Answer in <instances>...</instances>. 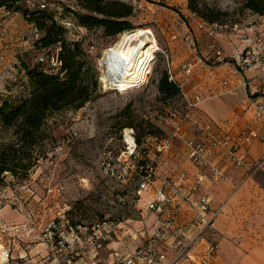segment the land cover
<instances>
[{
	"label": "rangeland",
	"instance_id": "374dc122",
	"mask_svg": "<svg viewBox=\"0 0 264 264\" xmlns=\"http://www.w3.org/2000/svg\"><path fill=\"white\" fill-rule=\"evenodd\" d=\"M125 1L135 7L133 20L137 26L149 28L154 32L159 49L154 53L149 71L141 78L144 81L136 86L130 84L121 89L120 87L124 86L122 82L103 79L107 74V68L103 64L105 51L118 40L113 44L111 38L102 37L100 32L90 34L86 46L99 70L100 88L97 97L79 109L64 110L49 118L46 127L55 139L48 140L46 156L39 159L27 179L19 181L10 174L0 179V225L6 221L8 225L3 228H10L6 235L0 226V250L2 245L10 244L11 256L15 250L18 251L16 248H25L26 241L33 239L32 236L39 232V229L42 231V222L51 216L48 208L53 202L65 204L68 209L71 208L74 220H84L85 223H100L104 220L115 223L141 218V210L137 206L139 198L136 195L138 184L142 175L149 171L153 173L152 183L156 180V166L159 160L156 146L169 131L164 116L175 102L182 106L177 96L163 98L158 89L159 80L169 62L173 72L180 73L182 64L195 57L182 38L184 34L189 31L199 34L197 56L202 59L200 65L205 63L212 69L220 65L213 64L214 51L209 47L214 38L196 29V19H200L191 15L187 0ZM207 2L228 13L221 23L222 33L235 36V39H229L232 43L234 40L240 42L237 37L239 34L254 35L264 29V15L246 9V0ZM7 12L16 13L0 9V54L3 55V58H0V69H3L0 72V93L15 95L22 92V85L26 81L25 74L19 68V56L30 49L33 37L36 38V27L18 13L19 31L15 33L11 25H1L9 14ZM71 23L72 25H69ZM66 24L69 27V37L79 34L73 22ZM174 34L179 35L173 38ZM219 39L220 36L216 43L220 45L226 54L225 59L228 60V54L230 56L235 52L237 45L234 43V49L230 51ZM201 67L205 68L204 65ZM219 71L215 69L216 74H219ZM219 86L222 87V84ZM129 120L134 124L125 126ZM147 124L157 126V134L142 135L141 128H145ZM130 127L135 130V139L141 135V143L136 140L135 157L128 161L132 166L133 176L130 175L131 170L125 180H117L106 172V165L110 162L116 163L121 169L124 166L117 158L127 150L128 143L124 132ZM126 138L133 144L129 136ZM8 139L7 132L0 128V141ZM136 165L142 166V172L136 169ZM21 215L31 218L29 222L32 226L26 230L28 235L23 231L24 227L13 228L16 225L10 224L14 220L18 222L17 218ZM7 241L10 243L6 244ZM38 248L46 254L43 246ZM11 262L14 264L13 257Z\"/></svg>",
	"mask_w": 264,
	"mask_h": 264
},
{
	"label": "crops",
	"instance_id": "0c3cea01",
	"mask_svg": "<svg viewBox=\"0 0 264 264\" xmlns=\"http://www.w3.org/2000/svg\"><path fill=\"white\" fill-rule=\"evenodd\" d=\"M7 13L9 14L1 25L4 27L11 25L16 33L19 31V14ZM197 21L196 19V23ZM27 25L30 26L29 23ZM234 37L223 33L219 40L231 51L234 49V43L237 46L240 44L239 41L234 40V43L229 41L235 39ZM236 52L237 48L235 52H230V56L228 54L230 64L227 67L222 64L216 67L218 71L220 70L219 74L215 73L216 68L212 69L204 63L205 68L201 67L200 73H196L191 81L185 84V88L190 95L199 92L204 96V100L195 109L196 114L203 122L215 125L220 135L237 138L246 129L258 130L263 135V139H253L242 146L241 152L245 153L246 160L252 163L264 155V117H254V104L249 95L258 90L264 92V85L261 83L264 76L260 65L251 67L239 65ZM193 62L199 64L202 59L196 57ZM2 70L0 69V72ZM174 74L179 81L183 79V70ZM243 79L249 81L248 88L240 85ZM216 87H219L218 90H214ZM183 128L187 137L200 139L203 136L200 130L189 124ZM158 158L156 180L149 189L138 196L137 206L141 210V218L120 222L117 232L110 233L104 241L101 255L111 261L112 250L118 248L124 242L123 239L138 246L144 244L152 232L161 228L159 219L163 214L149 210L148 202L160 188L164 177H169L173 185L188 188L195 183L196 174L204 173V180L199 183L197 190L191 193V200L207 196L205 215L207 220L212 221V225L205 230L203 236L197 238V242L193 241L200 230L196 223L197 208L191 202L176 200L169 204L167 210L168 214L174 215L181 224L189 228V233L182 239V244L185 248H193L191 254L194 261L190 264H264V167L252 169L234 166L226 151L219 148L215 164L226 177L210 175L209 168H199L187 156L183 142L178 138L173 139L171 148L159 153ZM183 172H186L188 177L181 181L179 175ZM30 220V216L26 218L21 215L17 218L18 222L14 220L10 224L16 225L13 228L24 227L23 231L28 235L26 230L32 226ZM43 223L46 221L43 220L42 226ZM7 225L8 222L4 221L0 225L1 229ZM9 229L7 228L4 234L8 233ZM39 232L32 236L33 239L26 241L25 248H16L18 251L15 250L12 256L14 264H38L41 256L45 255L38 246H43L46 251V245L38 241ZM165 235L170 243H178V238L169 231H166ZM213 243L217 244V250L212 256L207 257L206 250ZM160 248L168 247L160 243Z\"/></svg>",
	"mask_w": 264,
	"mask_h": 264
},
{
	"label": "built area",
	"instance_id": "2783aa9c",
	"mask_svg": "<svg viewBox=\"0 0 264 264\" xmlns=\"http://www.w3.org/2000/svg\"><path fill=\"white\" fill-rule=\"evenodd\" d=\"M33 1L28 0L29 3ZM191 15L195 16L192 12ZM69 25H72V23ZM197 28L204 34L214 38L210 44L211 49L214 51L213 64L229 65V61L225 59L226 54L222 51L220 45L216 43L217 38L223 34V25L219 22H209L200 19L197 21ZM178 35L174 34L173 38ZM38 36V30L35 29V37L37 38ZM72 36L75 39L80 38V34ZM199 37V34L190 31L186 32L182 37L187 48L195 57L189 62L182 64L183 79L181 81L176 78L170 62L168 63L169 79L177 80L181 86L180 103H182V106L175 102L176 104L170 106L167 110L164 120L169 125V131L157 144L156 151L157 153L168 151L172 146L173 139L178 138L182 140L183 149L187 156L199 168H209L210 175L221 178L226 176L215 164V156L219 148L226 151L229 160L234 166L252 169L262 168L264 167V155L251 163L246 160L245 153L241 152L244 143L253 139H263V135L258 130L246 129L237 138H233L230 135H220L215 125L203 122L196 114L195 109L204 100V96L199 92L190 95L185 88V84L190 82L196 73H200V68L203 65L193 62V59L198 57ZM237 37L240 38V44L237 46L236 52L239 65L243 67L260 65L264 76V29L257 31L254 35L239 34ZM40 53L39 59L41 61L49 62L54 71L61 72V75L65 74L66 70L63 68L61 47L59 45L42 49ZM0 58L2 59L3 55L0 54ZM224 83L227 84V81ZM261 83L264 85V80ZM249 84L247 79H243L240 85L248 88ZM249 97L254 104V117H264V92L258 90L253 95H249ZM188 124L200 130L203 133L202 138L187 137L184 134L183 127ZM127 130L133 138V144H130L126 139ZM124 136L128 143L127 150H124L117 158V161L124 163V166L121 169L116 163L111 164L110 162L106 165V172L117 180H125L129 172H131L132 166L128 164V161L130 158L135 157L134 153L137 147L133 127L126 128ZM112 162L114 161L112 160ZM130 175L133 176V170ZM152 176L153 173L151 171L142 175L136 190L137 196H140L151 187ZM187 177L188 174L186 172L179 175L181 181L186 180ZM204 177V173L196 174L195 183L188 188L173 185L169 177H164L161 180L160 188L148 202L149 210L163 214L162 218L159 219L161 228L152 232L146 242L138 246H135L131 241L126 242L123 239L122 241L124 242L118 248L112 250L110 254L112 256L111 261L102 256L101 251L104 241L110 233L117 232V226L120 222L114 223L104 220L91 227L76 226L70 221L67 213L68 207L60 202H53L48 208L51 216L38 236V240L46 245V254L41 256L38 264H190L194 261L191 254L193 248H185L182 244V239L188 235L189 228L181 224L174 215L168 214L167 210L169 204L176 200L186 203L191 202L197 208L196 223L200 230L193 238V241L197 242V238L203 236L205 230L212 225V221L207 220L205 215L207 196L191 200V193L197 190L199 183L204 180ZM3 231H7V228H3ZM166 231L176 236L179 240L178 243H170L165 235ZM160 243L165 244L168 248H160ZM2 246L0 252L6 255V260H0V264H13L11 262L10 244ZM216 250L217 244H211L206 250L207 257L212 256Z\"/></svg>",
	"mask_w": 264,
	"mask_h": 264
},
{
	"label": "trees",
	"instance_id": "16d2710c",
	"mask_svg": "<svg viewBox=\"0 0 264 264\" xmlns=\"http://www.w3.org/2000/svg\"><path fill=\"white\" fill-rule=\"evenodd\" d=\"M69 1L34 0L29 4L28 0H0V9L20 13L39 33L30 49L19 56V68L26 77L22 92L0 93V128L9 135L8 140L0 141V179L6 174L19 181L27 179L39 159L46 156L48 140L55 139L46 127L49 118L64 110L79 109L97 97L99 70L86 46L90 34L100 32L114 44L122 33L139 28L133 20L135 7L125 0ZM187 5L196 18L209 22L223 23L228 14L207 0H187ZM245 8L264 15V0H246ZM67 22H73L80 38L69 37ZM54 45L61 47L64 75L39 59L42 49ZM158 89L163 98L177 96L180 100V83L169 79L168 67ZM128 124L134 122L129 120L125 126ZM141 129L142 135L157 134L154 124ZM136 140L141 143V135ZM136 169L142 172L141 166L136 165ZM67 213L73 225L99 224L74 220L71 208Z\"/></svg>",
	"mask_w": 264,
	"mask_h": 264
},
{
	"label": "bare ground",
	"instance_id": "6f19581e",
	"mask_svg": "<svg viewBox=\"0 0 264 264\" xmlns=\"http://www.w3.org/2000/svg\"><path fill=\"white\" fill-rule=\"evenodd\" d=\"M134 40H139V43L131 46ZM157 49H159L157 39L149 28H138L121 34L118 41L105 51L103 64L107 68V74L103 79L122 82L124 86L120 87L121 89H125L130 84L133 86L140 84L144 81L141 78L145 76L146 71H149L148 67ZM126 133V137L129 136L133 142L128 130ZM0 260H6L4 253L0 252Z\"/></svg>",
	"mask_w": 264,
	"mask_h": 264
},
{
	"label": "water",
	"instance_id": "95a60500",
	"mask_svg": "<svg viewBox=\"0 0 264 264\" xmlns=\"http://www.w3.org/2000/svg\"><path fill=\"white\" fill-rule=\"evenodd\" d=\"M139 43V40H134L132 43H131V46H135Z\"/></svg>",
	"mask_w": 264,
	"mask_h": 264
}]
</instances>
